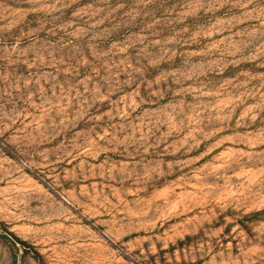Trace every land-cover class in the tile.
Segmentation results:
<instances>
[{"label": "rangeland", "instance_id": "obj_1", "mask_svg": "<svg viewBox=\"0 0 264 264\" xmlns=\"http://www.w3.org/2000/svg\"><path fill=\"white\" fill-rule=\"evenodd\" d=\"M0 264H264V0H0Z\"/></svg>", "mask_w": 264, "mask_h": 264}]
</instances>
